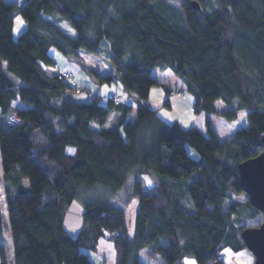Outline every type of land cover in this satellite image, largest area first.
I'll return each mask as SVG.
<instances>
[{"label":"trees","instance_id":"trees-1","mask_svg":"<svg viewBox=\"0 0 264 264\" xmlns=\"http://www.w3.org/2000/svg\"><path fill=\"white\" fill-rule=\"evenodd\" d=\"M192 1L0 0V157L13 264H93L81 249L95 251L105 235L116 264H144L143 251L147 264H226V249H247L242 232L264 220L239 172L264 151V0H196L200 10ZM17 12L27 30L15 40ZM105 40L114 72L104 79L117 75L125 92L148 101L156 85L177 93L152 75L170 70L185 84L178 93L194 98L193 112L215 114L232 136L222 139L209 121L207 132L167 122L149 105L130 121L134 108L121 96L103 104L62 78L51 49L100 55ZM80 92L88 101L74 99ZM218 100L233 109L218 111ZM113 112H123L124 132L105 127ZM145 174L157 184L144 189ZM130 181L123 202L137 199L132 238L126 210L110 201ZM93 191L104 198L87 197ZM76 200L82 226L73 236L65 218Z\"/></svg>","mask_w":264,"mask_h":264},{"label":"rangeland","instance_id":"rangeland-1","mask_svg":"<svg viewBox=\"0 0 264 264\" xmlns=\"http://www.w3.org/2000/svg\"><path fill=\"white\" fill-rule=\"evenodd\" d=\"M5 1L8 3L17 4L20 7L27 0H5ZM17 13H16L17 16L15 17V25L13 30V37L15 40L18 39L21 33L27 30L26 21L24 20L20 12ZM49 18L55 21L60 26V28L69 36L71 37L76 36L77 34L76 30L71 26V24L65 21H58L54 17H49ZM52 50H56V49L53 48ZM56 51L59 52L58 50ZM100 52H101L100 55H92L81 50L79 57L65 56L60 52L58 54L60 57L66 60L64 62L68 63L66 71L68 70V72L72 74L75 82H77V85L80 87L87 88L88 91L91 92V94L101 97L103 104H107L108 103L107 96L111 93H114L122 97L124 104L133 106L134 111L129 113L128 120L134 121L135 111L137 108L152 104L153 101H156L161 96L166 94L162 85H156L151 88L149 101H143L139 99L135 94L125 92L117 75H114L115 81H108L104 79L105 76L109 75L111 71L114 72V69L108 62V59L112 55V51L110 44L107 40L102 42L100 47ZM50 71H52V69H50ZM97 73L99 75H97ZM152 75L155 78L160 77L167 79L169 81V85L172 87H175L176 83L177 82L179 83V81H181V79L175 76L170 70H167L166 72L154 70ZM84 94L87 95L86 93H83L82 95ZM175 94L176 96L177 95L182 96V93L177 92L174 93L173 95ZM185 95L186 98H190V100H193L194 102V98L192 97L191 94L186 93ZM174 100L175 99H173L172 96V101ZM159 102H161V100L154 102L152 104V107L153 108L161 107L160 108L161 117H163L164 119L170 122L176 121L175 117L177 116V114H180V112H178L177 109L173 111L167 107H163L164 102L162 101L163 102V103L161 102L162 104ZM180 103L183 109L184 116H186L188 119L195 116V113H193L190 109L192 105L189 106V104L187 103L185 104V102L182 103L181 101ZM216 107L220 112L233 109L227 106L222 100H218L216 102ZM0 113H1V109H0ZM122 117H123V112H118L116 119V127H121V131L124 132L123 127L119 126ZM211 118L214 119L215 122L214 128L221 134L222 138L228 137L226 132H230L232 136L231 130L225 125L223 121H221L217 116H211ZM184 127L189 128L191 127V124L186 125ZM70 150L73 151V149L68 148V151ZM2 174L3 171H2V164L0 157V206H1V214H2V241H1L2 245H0V248L4 251V256H5L3 258V256L0 255V260L5 261V264H13V251H12L13 242L9 231L8 207L6 201L5 184ZM141 180L143 182L144 189H149L157 184V181L154 178V176L148 174L142 175ZM25 182L28 184L27 180H25ZM130 184L131 181L127 183V189L122 190L118 194V196H115L110 201L112 205L124 208L126 210L128 225H129V236L130 238H132L134 235V217L136 212L137 199L134 200L131 199V202L128 204L123 202L128 198L129 191L127 190ZM87 197L92 199L104 198V196L101 194L100 191L90 192L87 194ZM82 212H83V205L79 200L74 201L70 209L67 211V215L65 218V227L68 230V232L73 236H77L79 230L81 229ZM81 251L89 254V258L93 264H116V250L114 244L112 240H110L106 235L100 237L95 251H91L88 249H81ZM145 254L146 251H143L141 253V260L144 264H147L146 261L144 260ZM224 256H225L224 260L226 264H253L255 261L254 255L248 249H244L239 252H234L232 249L229 248L224 251ZM182 264H196V262L192 258L190 259L186 258Z\"/></svg>","mask_w":264,"mask_h":264},{"label":"water","instance_id":"water-1","mask_svg":"<svg viewBox=\"0 0 264 264\" xmlns=\"http://www.w3.org/2000/svg\"><path fill=\"white\" fill-rule=\"evenodd\" d=\"M191 6L200 10L198 1ZM264 143V136L262 138ZM241 187L249 196L252 205L264 214V151L253 159L239 165ZM246 248L255 257L253 264H264V220L259 227L246 228L241 235Z\"/></svg>","mask_w":264,"mask_h":264},{"label":"crops","instance_id":"crops-1","mask_svg":"<svg viewBox=\"0 0 264 264\" xmlns=\"http://www.w3.org/2000/svg\"><path fill=\"white\" fill-rule=\"evenodd\" d=\"M55 51L56 50H52V49L50 50L51 56L55 59L57 65H59L60 67H62V68H64L66 70L68 63L64 62L66 60L64 58H62V57L59 56V54H58L59 52H57V51L55 52ZM164 72H166V71H164ZM111 73H113V72L111 71L109 74H111ZM156 79L158 81H160V82L168 85L171 90L176 91V92H181L185 88V84H184L183 81H179V83L177 82L176 83V86L175 87H172V86L169 85V81L167 79L160 78V77L159 78H156ZM186 93L187 92H182V96H178V95L176 96V94H175V95H168V97H167L166 94H164L163 96H161L156 101H153L152 104L154 102H157L158 100H161V102L162 101L164 102L165 100L168 99L169 100L170 107H167V108H169L170 110H173V111L175 109H177V111L180 112V114H177V116L175 117V120L178 121L182 126H186V125L191 124V127H194L195 126V127H198L199 129L203 130L204 132H207V121H209L210 127L214 131H216V133L221 137V134L214 128V125H215L214 119L211 118V116H216L215 114H207V113L203 112V113H200V114H195V116L191 117L190 119H188L186 116L183 115V109H182V106H181L180 101L182 103L185 102V104L186 103L189 104V106H191V105L193 106V104H194L193 100H190V98H186V95H185ZM82 94L83 93L80 92V93L74 95V99L77 102H86V101H88V98H89L88 95H85V94L82 95ZM111 94H114V93H111ZM172 96H173V99H175L174 101H172ZM161 102H159V103H161ZM152 104H149V106H152ZM155 104H157V103H155ZM16 105H17V107H20V104L17 103ZM192 106L190 107V109L193 112ZM160 108L157 107V109H159V114L161 116V109ZM217 110H218V108H217ZM133 111H134V109H133ZM116 119H117V114H115V112H113L111 114L109 120L107 121L105 127H107V128L108 127H115L116 126ZM164 120H166V119H164ZM167 122H170V121H167ZM226 134H227L228 137H223V138L221 137V138L222 139H228V138H230V136H231L230 132H226ZM1 241H2V237L0 238V245H2L1 244ZM12 251H13V248H12Z\"/></svg>","mask_w":264,"mask_h":264},{"label":"built area","instance_id":"built-area-1","mask_svg":"<svg viewBox=\"0 0 264 264\" xmlns=\"http://www.w3.org/2000/svg\"><path fill=\"white\" fill-rule=\"evenodd\" d=\"M60 73H61L62 78H63L64 80H67L69 83L75 85V83H74V79H73L72 75H71L69 72H66V71H64V70H60ZM173 94H174V93L171 92L170 95H173ZM109 99H110V100H113V101L115 102L116 105H118V104L120 103V98H115L114 96H110ZM9 121H10V122H15L16 119H15L14 117H10V118H9Z\"/></svg>","mask_w":264,"mask_h":264},{"label":"snow or ice","instance_id":"snow-or-ice-1","mask_svg":"<svg viewBox=\"0 0 264 264\" xmlns=\"http://www.w3.org/2000/svg\"><path fill=\"white\" fill-rule=\"evenodd\" d=\"M71 151V150H70Z\"/></svg>","mask_w":264,"mask_h":264}]
</instances>
